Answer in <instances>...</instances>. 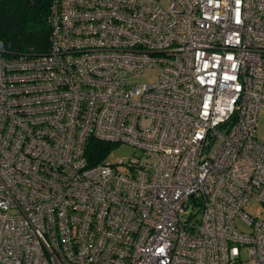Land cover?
<instances>
[{"label": "built area", "instance_id": "built-area-1", "mask_svg": "<svg viewBox=\"0 0 264 264\" xmlns=\"http://www.w3.org/2000/svg\"><path fill=\"white\" fill-rule=\"evenodd\" d=\"M50 7L46 53L0 54V264H264V0Z\"/></svg>", "mask_w": 264, "mask_h": 264}, {"label": "trees", "instance_id": "trees-1", "mask_svg": "<svg viewBox=\"0 0 264 264\" xmlns=\"http://www.w3.org/2000/svg\"><path fill=\"white\" fill-rule=\"evenodd\" d=\"M54 0H0V54L11 58L20 55H40L49 46L50 6ZM89 164L108 155L113 144L87 139Z\"/></svg>", "mask_w": 264, "mask_h": 264}, {"label": "rangeland", "instance_id": "rangeland-1", "mask_svg": "<svg viewBox=\"0 0 264 264\" xmlns=\"http://www.w3.org/2000/svg\"><path fill=\"white\" fill-rule=\"evenodd\" d=\"M156 72L154 69H147L142 75L138 76L140 81H153L156 78ZM259 120L255 129V137L260 143H264V110L260 111ZM135 148L127 143H119L113 147L109 159L111 161H117L120 158L133 157ZM245 210L257 219L264 220V203L257 199H251L245 204Z\"/></svg>", "mask_w": 264, "mask_h": 264}]
</instances>
